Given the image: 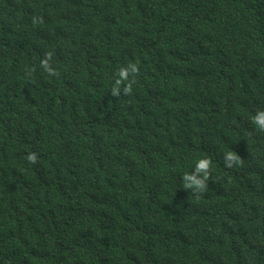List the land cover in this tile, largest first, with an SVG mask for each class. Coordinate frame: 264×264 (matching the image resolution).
I'll return each instance as SVG.
<instances>
[{
	"label": "trees",
	"instance_id": "trees-1",
	"mask_svg": "<svg viewBox=\"0 0 264 264\" xmlns=\"http://www.w3.org/2000/svg\"><path fill=\"white\" fill-rule=\"evenodd\" d=\"M258 110L264 0H0V264H264Z\"/></svg>",
	"mask_w": 264,
	"mask_h": 264
},
{
	"label": "clouds",
	"instance_id": "clouds-1",
	"mask_svg": "<svg viewBox=\"0 0 264 264\" xmlns=\"http://www.w3.org/2000/svg\"><path fill=\"white\" fill-rule=\"evenodd\" d=\"M36 23V19L33 20ZM52 58V53H46L45 59L41 61V66L49 72L51 75H55L56 72L50 67L49 60ZM129 67L132 68L133 72L138 74L139 67L135 63H129ZM127 82V83H125ZM135 81L129 80V73L127 69L121 67L118 72V79L116 80V85H124L123 93L124 95H129L132 92V83ZM111 95L114 97H119L121 93L118 91L117 87L113 86L111 88ZM253 123L258 127L260 131H264V111L258 110L257 114L253 116ZM26 159L30 163H37L38 156L37 153L31 152L27 155ZM225 166L227 168H232L234 166H239L243 164V159L235 152L229 151L225 154L224 157ZM211 158H202L200 159L195 168V173H185L182 177L183 188L191 189L194 193H205L208 190V181L210 177V168H211ZM196 174H202V176H197Z\"/></svg>",
	"mask_w": 264,
	"mask_h": 264
}]
</instances>
